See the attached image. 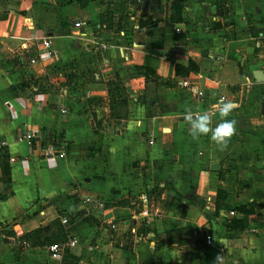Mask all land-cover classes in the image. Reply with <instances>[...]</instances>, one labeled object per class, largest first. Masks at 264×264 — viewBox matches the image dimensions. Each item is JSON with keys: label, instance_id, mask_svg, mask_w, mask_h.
<instances>
[{"label": "crops", "instance_id": "0c3cea01", "mask_svg": "<svg viewBox=\"0 0 264 264\" xmlns=\"http://www.w3.org/2000/svg\"><path fill=\"white\" fill-rule=\"evenodd\" d=\"M170 3L0 0V264H264V0ZM220 97L224 151L184 118Z\"/></svg>", "mask_w": 264, "mask_h": 264}, {"label": "clouds", "instance_id": "9594fccd", "mask_svg": "<svg viewBox=\"0 0 264 264\" xmlns=\"http://www.w3.org/2000/svg\"><path fill=\"white\" fill-rule=\"evenodd\" d=\"M234 108V102L225 97H220L208 110L196 113H193L191 106H185L184 118L188 124V134L193 140L208 136L220 151L226 150L237 131L236 120L229 119ZM216 116L219 117V122L214 125ZM172 257L183 264L181 253L174 252ZM213 264H223V256L217 255Z\"/></svg>", "mask_w": 264, "mask_h": 264}, {"label": "trees", "instance_id": "16d2710c", "mask_svg": "<svg viewBox=\"0 0 264 264\" xmlns=\"http://www.w3.org/2000/svg\"><path fill=\"white\" fill-rule=\"evenodd\" d=\"M185 0H171L170 3V20L171 21H178L180 18V11L182 9L183 3ZM195 71L196 69L192 66L191 62L186 68H181L177 64L174 65V73L175 76H178L180 72H189V71ZM153 189L159 190V188L154 187ZM224 196V193L217 189L215 192V201H214V211L217 210V204L220 199H222ZM256 204L254 203H248L246 206H240L237 208V213L240 214V218L238 219H231L229 222L226 223L227 230L236 228V229H243L246 227V216L248 213L252 212L255 209ZM178 232V231H176ZM167 239L172 240V236L170 234H167Z\"/></svg>", "mask_w": 264, "mask_h": 264}, {"label": "built area", "instance_id": "2783aa9c", "mask_svg": "<svg viewBox=\"0 0 264 264\" xmlns=\"http://www.w3.org/2000/svg\"><path fill=\"white\" fill-rule=\"evenodd\" d=\"M49 43L50 42L48 40H42L41 41V45L43 46L44 49H47V50L49 48ZM181 84L183 86H187L188 85L186 81H182ZM60 112H64V110L61 109ZM22 136L25 139L27 144H30L32 139H38V138L40 139L41 138L40 133L38 131H35V130H32V129H24ZM147 141L150 142V139H148ZM0 144L4 145L5 142L1 141ZM45 155H47V156L56 155L58 157H61L63 155V151L59 150V151H57L54 154L52 152V150L50 149V147H48L46 149ZM232 214H233V212H229V215H232ZM60 222L64 223L65 219H61ZM204 240H205V243L207 245L210 244V236L208 234H206V236L204 237ZM73 243H74V241H70V245H72ZM48 252L50 253V258L51 259L57 260L59 258V253H58V250H57V246L55 244H52V245L48 246Z\"/></svg>", "mask_w": 264, "mask_h": 264}, {"label": "water", "instance_id": "95a60500", "mask_svg": "<svg viewBox=\"0 0 264 264\" xmlns=\"http://www.w3.org/2000/svg\"><path fill=\"white\" fill-rule=\"evenodd\" d=\"M254 79H255L256 82H264V77H260V75L259 76L258 75L255 76Z\"/></svg>", "mask_w": 264, "mask_h": 264}]
</instances>
